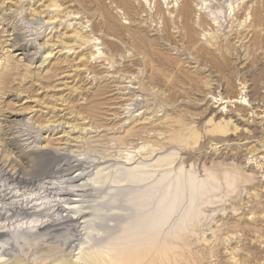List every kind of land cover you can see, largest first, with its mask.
<instances>
[{
    "label": "rangeland",
    "instance_id": "obj_1",
    "mask_svg": "<svg viewBox=\"0 0 264 264\" xmlns=\"http://www.w3.org/2000/svg\"><path fill=\"white\" fill-rule=\"evenodd\" d=\"M228 2L239 11L229 22L218 15L226 24L220 27L211 14ZM245 3V12L257 6L264 12V0H129L128 8L119 0H0V166L11 169L17 157L13 134L20 142L35 140L57 161L66 153L88 158L86 180L96 165L105 172L122 167L128 153L134 158L125 167L143 163L155 174L169 166H154L158 158L171 157L169 168L221 182L195 198L199 219L184 222L193 252L203 250L205 264H264V44L254 43L264 39V13L260 22L242 23ZM135 31L155 39L154 51L176 65L137 45ZM16 41L27 43L30 54ZM202 47L209 58H226L228 68L220 73L194 59ZM14 118L25 124L9 129L5 121ZM225 124L229 131L216 138L213 127ZM175 132L178 141L169 142ZM192 133L197 142L185 144ZM224 173L235 178L231 187L222 182ZM186 201L169 216L165 234ZM49 237L18 248L11 261L56 262L66 247Z\"/></svg>",
    "mask_w": 264,
    "mask_h": 264
},
{
    "label": "bare ground",
    "instance_id": "obj_2",
    "mask_svg": "<svg viewBox=\"0 0 264 264\" xmlns=\"http://www.w3.org/2000/svg\"><path fill=\"white\" fill-rule=\"evenodd\" d=\"M119 2L127 8L130 6L129 0H119ZM241 2L244 3V0ZM238 6L230 2L227 8L217 9L216 13L211 15H216L217 23L219 22L221 27L224 23L222 17L226 21L227 17L231 19L230 17L237 15ZM248 7L246 3L243 5L241 22L246 23L249 20V25H252L253 20L260 22L264 16L261 14L264 12L260 14L262 10L259 11L258 6L251 12H245ZM182 11L184 12V9ZM220 14L222 17L218 16ZM214 16L211 18L213 19ZM241 22H238L239 26ZM237 31L239 33L240 30ZM140 34V31L132 34L137 45L146 46L163 64L170 67L176 65L169 59L171 64L163 62L160 54L154 51L157 50L155 46L158 42L155 39L147 40ZM186 36L187 43L190 44L193 40L188 30ZM16 37V40H21L19 36ZM166 39H170V36L167 35ZM254 43L257 46L260 43L264 44L263 37L260 40L259 37L258 40L254 39ZM16 44L26 51V55L30 54L27 43L16 41ZM194 53L196 55L194 59L209 61L220 73L228 68L229 61L226 58L222 57L224 62L214 57L209 58L207 56L209 52L203 47L195 48ZM31 54L36 55L37 51L34 50ZM5 122L9 129H14L15 125L25 124L24 119L17 118ZM228 131L226 124L212 129V132L217 134L216 138L225 136ZM176 133L168 137L169 142L178 141L180 134L176 135ZM7 134L12 135L13 132L9 130ZM36 137L37 135L35 139ZM188 139V142L187 139L181 141L192 145L197 142L198 136L193 134ZM10 140L14 142L17 157L12 161L11 169L7 170L8 168L0 166V198L7 197V201L0 199V215H2L0 216V264H19V261H11L13 252L18 248L23 251L24 247L30 242L34 243L35 239L42 240L50 235L55 241L60 242L61 246L66 247L63 257L55 259L56 262H48L51 264H156L157 261L160 264H205L204 251L193 252L191 248L193 243L191 240L188 241L186 235L188 227L184 222L199 219L201 214L195 209L194 200L198 194L204 195L218 188V181L220 182L218 176L209 174L205 180L197 181L193 176L182 172L183 166L177 170L169 168L174 163V159L170 157L167 160L166 156H160L157 164L154 165L161 166L163 161L165 166L169 165L160 170L161 173L158 171V174H155L157 170L147 169L148 166L143 163L134 167H125L134 158L128 153L123 156L124 162H120L122 167H114L111 173L110 170L104 171L108 168L102 166L100 168L96 165V173L90 174L91 178L88 177L86 180L83 172L86 169L85 160L88 158L83 157L85 160L81 161V157L78 158L80 154L67 156L68 153L65 152L66 156L62 155L63 158L57 161L58 158H52L55 156L45 151L43 146H37L35 140L30 143L20 142V136L15 134ZM94 161L90 162L95 164ZM25 164L30 169L26 168ZM228 174H222L221 178L227 187H231L235 178ZM104 185L106 188L102 190ZM88 191H94L92 195L97 191V194L90 197L92 199H86L89 195ZM185 197L187 201L180 220L170 232L165 234L164 226L169 216L179 209ZM10 198L12 200L8 201ZM55 232H59L58 235L54 234ZM51 237L48 239H52ZM77 249L78 252L74 253ZM214 256L217 258L220 256L218 250H215ZM237 256L242 259V254L237 253Z\"/></svg>",
    "mask_w": 264,
    "mask_h": 264
}]
</instances>
